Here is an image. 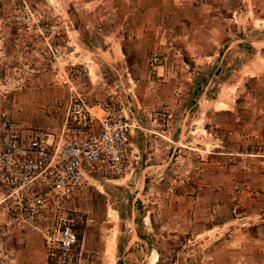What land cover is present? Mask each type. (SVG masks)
<instances>
[{
  "label": "rangeland",
  "instance_id": "rangeland-1",
  "mask_svg": "<svg viewBox=\"0 0 264 264\" xmlns=\"http://www.w3.org/2000/svg\"><path fill=\"white\" fill-rule=\"evenodd\" d=\"M54 1L8 0L12 13L0 15V42L7 41L10 49H16L24 65L0 70V110L12 119L8 106L13 101L11 93L28 95L23 87L26 83L40 79L43 87L57 86L58 82L64 85L60 76L66 61H53L46 53V39L65 37L72 43L66 50L86 56L71 60L90 62L89 74L78 79L84 77L95 86L113 84L120 90L100 101L115 99L129 114L125 101H130L138 129L137 144L143 150L140 167L117 179L89 178L69 200L74 201V210L67 216L78 232L83 259L87 264H245V241L236 237L237 233L231 248L225 245L231 231H214L211 238L207 233L214 229L212 224L234 214V209L237 212L239 198L245 195V181L239 171L230 165L228 169L224 155L215 153L214 148L216 141L222 140L220 131L221 136L226 133L222 121L227 115L233 116L238 128L245 102L248 111L264 102V70L245 75L236 72V63L240 65L243 57L246 66L264 68V0H230L232 7L219 11L218 22L232 25V38L245 39L231 47L233 54L222 56L225 43L216 48L210 61L196 62L183 54L185 65L173 60L174 71L169 74L166 49L153 47L143 61L144 72L131 75L120 67L116 73L112 69L116 66L105 62L95 48L98 39L94 33L87 29L75 32L87 12ZM156 49L165 53V60L153 74L149 59ZM37 60L49 61L59 73L58 79L49 71H37ZM130 76L137 82L130 81ZM212 112L223 120L212 122ZM229 176L233 179L229 192H221L218 182L212 184L216 178ZM227 199L230 209L220 207L219 202Z\"/></svg>",
  "mask_w": 264,
  "mask_h": 264
},
{
  "label": "crops",
  "instance_id": "crops-1",
  "mask_svg": "<svg viewBox=\"0 0 264 264\" xmlns=\"http://www.w3.org/2000/svg\"><path fill=\"white\" fill-rule=\"evenodd\" d=\"M57 1L63 5L80 7L83 14L87 12L86 20H81V26L75 28V32L81 33L87 29V32L94 33L98 39L95 48L104 55L105 62L116 66L112 68L116 73L118 72L117 67L124 68L129 72V75H131L130 72L132 74L139 71L144 72L141 67L146 62L148 51L153 47L159 46L166 49L168 60L166 73L172 74L174 71L173 60L185 65L183 54L196 62L210 61L221 43L226 44L222 56L226 53L229 56L235 51L231 47L238 41L245 40L240 37L233 39L232 25L223 21L222 23L218 22L219 11L229 10L232 7L233 4L230 0H94L95 2L91 0H55L54 2ZM9 4L8 0H0V15L12 13V6ZM90 5L93 8L89 7ZM126 24L129 26L124 31L123 27ZM127 29H130L128 33ZM91 50L89 49V53H94ZM71 57L80 59L86 56L74 51ZM89 58L94 61L91 55ZM47 62L43 63L37 60L36 70L39 72L49 71L54 79H58L59 73L55 72L49 61ZM239 63L240 65H237L238 62L236 63L239 71L237 68L234 69L241 75L260 73L261 70H264V68L259 69L258 66H246L244 57ZM3 66L19 67L20 69L23 68L21 66H24L18 51L14 48L10 49L7 41L3 44L0 42V70L3 69ZM133 79L131 76L129 77L130 81ZM134 82L137 80L134 79ZM23 87H26L25 92L28 91L29 94L21 95V91L16 95L17 91L12 92V104L8 103L12 119L20 126L23 137L33 138L38 135L39 131L47 129L46 127L49 126L57 139L59 137L62 139L77 138L75 126L68 118L69 94L67 86L58 82L57 86L43 87L41 80L38 79V81L34 80L24 84ZM75 89L88 102L92 113L97 116L100 114V98L120 92L113 84L104 85L103 83V85L95 86L87 82L84 77L75 82ZM262 102L259 101L255 106H252L250 111H248V105L245 102V114L242 113L238 116L241 119V125L238 128L231 115H227L222 121V116L218 113L209 114L212 122L222 121L225 123L222 128L226 133L221 136L223 132L221 130L220 135L217 134L222 140H219V143L218 140L216 141L217 147L214 148V151L224 155L222 158L225 160L224 164L228 165V169L230 165L239 171L241 180L245 181V195L239 198L236 207L239 210L236 212L234 209V214L220 223L212 224L215 230L211 228L207 234L211 238L214 231L219 233L231 231L228 234L230 238H225L226 247L231 248L235 245L233 234L237 233L236 237L245 241V264H264V102ZM57 104L60 107H57ZM125 106L129 108V115L134 124L131 152L140 158V167L143 161V150L137 144L138 129L134 123L135 117L130 110L129 100L125 101ZM199 120L201 119L199 118ZM233 125L236 127L235 131ZM97 130L98 122L94 119L90 131ZM240 132L245 135L239 134ZM2 143L0 132V146ZM215 158L218 163V157ZM231 178L232 176L211 180L212 184L213 182L221 184V192H229L233 182ZM2 193L3 190L0 188V197ZM71 203L72 206H70ZM219 205L220 207L228 206L230 209L231 203L227 199L219 202ZM73 206L74 201H63L57 212L62 216L71 214L69 210H74ZM42 223L43 220L40 219L39 224L42 225ZM78 248L82 255L81 264H87V261L83 259L85 254L83 248L79 247V243ZM46 251L43 236L38 229L29 226L18 229L8 225L7 217L0 214V264H51L47 260Z\"/></svg>",
  "mask_w": 264,
  "mask_h": 264
},
{
  "label": "built area",
  "instance_id": "built-area-1",
  "mask_svg": "<svg viewBox=\"0 0 264 264\" xmlns=\"http://www.w3.org/2000/svg\"><path fill=\"white\" fill-rule=\"evenodd\" d=\"M46 40V53L53 61H66L60 79L69 90L67 112L77 138L57 139L50 129L25 138L20 126L0 110V214L8 225L39 230L49 263L81 264L78 232L72 218L58 214L61 202L79 193L89 178L117 179L130 173L140 158L131 152L134 124L123 104L103 99L97 116L77 93L74 81L89 74L90 62L71 60L67 38ZM164 60L165 53L156 49L149 59L153 74ZM94 119L98 130L91 132Z\"/></svg>",
  "mask_w": 264,
  "mask_h": 264
}]
</instances>
